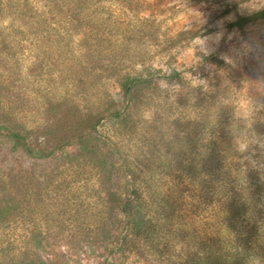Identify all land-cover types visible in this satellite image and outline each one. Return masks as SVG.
Instances as JSON below:
<instances>
[{
	"label": "rangeland",
	"instance_id": "rangeland-1",
	"mask_svg": "<svg viewBox=\"0 0 264 264\" xmlns=\"http://www.w3.org/2000/svg\"><path fill=\"white\" fill-rule=\"evenodd\" d=\"M85 1V23L66 29L53 0H0V182L23 209L0 224L1 259L20 250L50 264H164L114 252L123 179L104 139L152 170L149 185L168 187L203 151L201 126L226 120L238 148L259 146L264 181V20L230 26L264 0ZM129 75L149 83L126 107ZM115 107L125 112L114 121ZM16 127L28 150L7 138Z\"/></svg>",
	"mask_w": 264,
	"mask_h": 264
},
{
	"label": "trees",
	"instance_id": "trees-1",
	"mask_svg": "<svg viewBox=\"0 0 264 264\" xmlns=\"http://www.w3.org/2000/svg\"><path fill=\"white\" fill-rule=\"evenodd\" d=\"M59 1L53 0V23L66 29L85 23L84 10L88 5L85 0H78L73 8L66 9L60 8ZM261 20L264 9L241 16L230 26L242 29ZM202 60L205 64L225 66L214 56H204ZM174 77L178 73L169 78ZM147 83L143 77L130 75L120 82L126 107ZM124 112L115 107L108 119H122ZM201 127L203 151L187 158V165L168 187L162 184L163 180L149 185L152 170L144 172L133 166L109 139H104L106 151H113L112 157L117 161L114 167L123 179L118 205L122 217L112 243L114 252L164 264H264V203H261L264 181L253 169L263 154L258 153L259 146L250 145V138L246 145L249 151L238 148L234 137L228 135L226 120ZM233 127L235 131L241 129L238 123H233ZM93 130L94 125L88 133ZM21 131L17 127L8 129L6 136L28 150ZM252 148L257 151L254 157ZM5 186L0 182V224L7 216L16 218L15 214L23 210L17 206L18 201H8ZM4 200L6 207L1 206ZM28 238L31 241L34 236L25 237L27 241ZM1 258L2 255L0 264H50L38 256H25L20 250Z\"/></svg>",
	"mask_w": 264,
	"mask_h": 264
}]
</instances>
